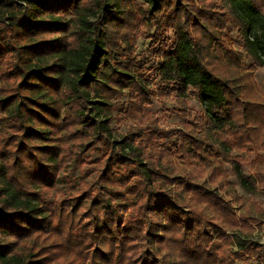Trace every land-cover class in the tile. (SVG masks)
Wrapping results in <instances>:
<instances>
[{
    "label": "trees",
    "instance_id": "obj_1",
    "mask_svg": "<svg viewBox=\"0 0 264 264\" xmlns=\"http://www.w3.org/2000/svg\"><path fill=\"white\" fill-rule=\"evenodd\" d=\"M141 2L135 11L154 30L149 49L136 53L133 30H114L129 24L120 21L132 0H0V264H253L240 262L246 254L264 263V250L224 228L251 229L258 219L237 214L215 170L200 179L179 168L196 165L183 148L205 140L220 147L246 193L264 196L263 172L246 174L231 157L253 143L264 104L244 100L237 78L213 62L225 52L222 43L213 50L216 29L230 18L245 54L264 68L260 0H219L220 12L206 0ZM149 73L160 95L184 109L190 98L200 101L205 139L150 123L118 140L109 100L127 89L150 103ZM141 103L129 101L126 114L145 120L134 112ZM96 143L107 150L92 182L44 201L41 190L56 185L64 163H86ZM126 196L129 204L117 202ZM41 236L57 241L35 244Z\"/></svg>",
    "mask_w": 264,
    "mask_h": 264
},
{
    "label": "rangeland",
    "instance_id": "obj_2",
    "mask_svg": "<svg viewBox=\"0 0 264 264\" xmlns=\"http://www.w3.org/2000/svg\"><path fill=\"white\" fill-rule=\"evenodd\" d=\"M206 1L211 4L212 8H215L216 12L221 11L217 8L222 5L219 0ZM132 2V10H129L126 13V18L120 21L129 22V24L123 29L120 27L114 30H131V32L133 30L135 36L133 40L135 52H145L150 47L149 36L152 34L154 27L144 24L141 15H138L137 10L135 11V9L139 8L138 6L145 8L146 4H143L141 0H132ZM260 3L264 11V0H260ZM215 4H219V6ZM227 22L228 25L226 28L216 29L219 39L213 44L214 51L218 44H223L225 48L223 50L225 51L222 56L223 58L221 57L220 60H214L213 62L216 64L219 72L228 75V77L237 78L236 84L240 85V94L244 100L264 104V68L256 66L253 60L245 54L243 40L239 36L234 22L230 18H227ZM198 33L201 35V32L198 31ZM166 36H171V34L169 33ZM148 78L150 103L139 102V97L131 99L127 89H123L122 93L117 94L109 100L111 105L109 109V125L113 128L118 140L126 132L134 131L141 127L147 128L150 123H156V125L168 128V130L177 127L178 129L171 133L173 136L183 137V135L191 132L197 135V138L201 140L205 139L203 138L204 127L197 116L199 114L198 112H201L203 109L200 101L192 97L187 104L188 108L184 109L175 99V96L160 95L161 84L156 74L149 73ZM13 80L18 79L14 77ZM129 101L138 104L141 103L140 105L133 104L137 108L134 112L137 116L144 115L146 117L145 120L138 121L126 114V106ZM202 130L203 135L200 132ZM252 135L254 137L253 143H247L243 148L234 147L231 152V157L239 159L242 162L243 171L246 174H252L254 177L259 178L257 177L256 170L262 171L264 176V122L259 121L255 124ZM177 144L180 145L178 140ZM185 149L190 151V156L195 158L194 162L196 165H184L183 160H180L176 153H173L170 156L176 164L179 166L184 165L179 168L190 170L192 173L200 176V179L210 178L209 173L214 169L216 174L213 178L217 182L222 181L223 187L221 192H224L225 196L231 200L236 208L237 214L258 219V221H252L251 229L235 230L227 226L224 228L228 232H237L248 236L258 246L259 250H264V196L261 193L251 195L243 190L233 174L231 164L225 162L218 156V152L221 150L219 146H210V143L204 140L187 145L183 148L184 151ZM106 150V147H102L99 143H96L82 156V159L86 160V163H75L73 161H67L66 165L64 163L65 166L63 165L58 172L56 185L53 188L41 190L43 200L58 203L62 199L75 195L84 189L92 182L94 176L97 174L96 167L100 165V163H96L97 157ZM199 156L200 158L198 160ZM167 160L168 157L163 155V162ZM257 181L259 182V180ZM260 188H262L261 182L258 183V189L261 190ZM33 189L39 190L36 186ZM117 202L129 204L130 198L126 196L117 200ZM56 218L59 223L64 220L61 215ZM56 238L53 236L45 241L43 236H41L34 243L38 245L42 242L46 244L50 241L56 242ZM234 248L237 249V246ZM240 262L264 264L263 262H259L255 254L251 256L244 255Z\"/></svg>",
    "mask_w": 264,
    "mask_h": 264
},
{
    "label": "built area",
    "instance_id": "obj_3",
    "mask_svg": "<svg viewBox=\"0 0 264 264\" xmlns=\"http://www.w3.org/2000/svg\"><path fill=\"white\" fill-rule=\"evenodd\" d=\"M264 245V244H263Z\"/></svg>",
    "mask_w": 264,
    "mask_h": 264
}]
</instances>
